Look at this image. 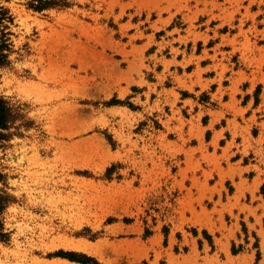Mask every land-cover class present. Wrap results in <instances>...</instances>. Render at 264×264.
Segmentation results:
<instances>
[{
    "label": "rangeland",
    "instance_id": "374dc122",
    "mask_svg": "<svg viewBox=\"0 0 264 264\" xmlns=\"http://www.w3.org/2000/svg\"><path fill=\"white\" fill-rule=\"evenodd\" d=\"M31 4L0 0V264H259L211 129L264 83V0Z\"/></svg>",
    "mask_w": 264,
    "mask_h": 264
},
{
    "label": "crops",
    "instance_id": "0c3cea01",
    "mask_svg": "<svg viewBox=\"0 0 264 264\" xmlns=\"http://www.w3.org/2000/svg\"><path fill=\"white\" fill-rule=\"evenodd\" d=\"M217 103L215 112L219 114V121L211 129L212 138L216 137L217 155L223 157L224 171H229L228 162L234 168L223 178L222 184L221 178L214 176L215 184L211 188L216 187L223 195L224 184L230 180L234 186L230 197L240 196L241 206L233 209L234 216L244 221L247 234L256 230L260 237L257 231L264 232V83L249 82L248 86L229 92L227 98H218ZM229 226L235 228L234 235L241 240L236 229L238 226L241 230V224ZM232 247L233 255L243 248L236 249L235 244ZM259 262L264 264L263 254H260Z\"/></svg>",
    "mask_w": 264,
    "mask_h": 264
},
{
    "label": "trees",
    "instance_id": "16d2710c",
    "mask_svg": "<svg viewBox=\"0 0 264 264\" xmlns=\"http://www.w3.org/2000/svg\"><path fill=\"white\" fill-rule=\"evenodd\" d=\"M38 4H31V8H33L36 11H42L44 9L57 7L60 5H66V4H60L61 0H37ZM8 9L4 8L3 6H0V14L6 13L7 14ZM3 17H0V23L3 22ZM1 57H5L4 54H0ZM0 64H3V60H1ZM122 103L119 100H111L108 102L109 105L112 104H118ZM14 116H13V109L12 107H9V103L2 97H0V130H8L10 128V124L13 122ZM5 136V134H3ZM7 201L3 199V197L0 195V214L2 213L4 207L6 206ZM9 240V234L4 231V224L0 220V242H7ZM58 256H62L65 258H68L72 261H78L85 264L92 263V264H99L94 258L88 257L86 255H77L73 252H58Z\"/></svg>",
    "mask_w": 264,
    "mask_h": 264
},
{
    "label": "bare ground",
    "instance_id": "6f19581e",
    "mask_svg": "<svg viewBox=\"0 0 264 264\" xmlns=\"http://www.w3.org/2000/svg\"><path fill=\"white\" fill-rule=\"evenodd\" d=\"M85 249H87V247L86 246H83V250H85Z\"/></svg>",
    "mask_w": 264,
    "mask_h": 264
}]
</instances>
